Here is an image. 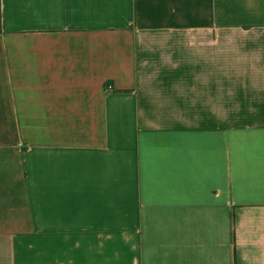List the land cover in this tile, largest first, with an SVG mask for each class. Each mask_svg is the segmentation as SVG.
<instances>
[{"label":"crops","instance_id":"0c3cea01","mask_svg":"<svg viewBox=\"0 0 264 264\" xmlns=\"http://www.w3.org/2000/svg\"><path fill=\"white\" fill-rule=\"evenodd\" d=\"M0 264H264V0H1Z\"/></svg>","mask_w":264,"mask_h":264},{"label":"trees","instance_id":"16d2710c","mask_svg":"<svg viewBox=\"0 0 264 264\" xmlns=\"http://www.w3.org/2000/svg\"><path fill=\"white\" fill-rule=\"evenodd\" d=\"M0 30H1V0H0Z\"/></svg>","mask_w":264,"mask_h":264}]
</instances>
